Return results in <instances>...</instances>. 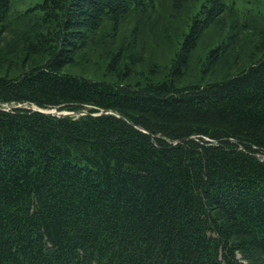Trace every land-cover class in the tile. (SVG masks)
<instances>
[{"label":"trees","instance_id":"obj_1","mask_svg":"<svg viewBox=\"0 0 264 264\" xmlns=\"http://www.w3.org/2000/svg\"><path fill=\"white\" fill-rule=\"evenodd\" d=\"M161 1L42 0L12 18L0 0V42L33 18L18 71L0 74V264H264V49L179 84L226 0L188 17L160 79L121 82L122 44L107 67L120 82L65 71ZM231 44L208 50V75Z\"/></svg>","mask_w":264,"mask_h":264},{"label":"rangeland","instance_id":"obj_2","mask_svg":"<svg viewBox=\"0 0 264 264\" xmlns=\"http://www.w3.org/2000/svg\"><path fill=\"white\" fill-rule=\"evenodd\" d=\"M41 1L15 0L12 7L14 15L11 17L15 18L17 13ZM203 1L162 0L157 10L148 11L147 14L131 15L123 22L117 33H114L110 26L102 28L93 36L86 51L79 53L76 65L66 68L65 71L83 73L97 79L105 77L120 82L118 75L107 70V67L110 50H118L123 45L121 51L125 58L123 56L120 65L130 64L132 72L127 78L122 74L121 82H135L144 80L148 76L154 79L162 78L165 67L170 64V59L175 53L176 43L182 39L179 35L186 20L199 9ZM226 1L227 11L204 33L192 56L189 72L179 79V84L221 79L235 72L231 69L236 63L248 64L259 48L260 51L264 49V0ZM23 16L19 23L23 27L16 28L18 23H13L0 42V63L3 64L0 67V74H4L7 68L10 69L11 74L18 71L13 60L18 56L21 58L18 51L28 44V38L31 37V34L26 35L22 28L26 29L25 23L33 20L28 15ZM222 41H232V44L221 61L212 68L213 72L208 75L210 61L206 53ZM111 44L119 46L113 48ZM205 59L207 62H204Z\"/></svg>","mask_w":264,"mask_h":264},{"label":"water","instance_id":"obj_3","mask_svg":"<svg viewBox=\"0 0 264 264\" xmlns=\"http://www.w3.org/2000/svg\"><path fill=\"white\" fill-rule=\"evenodd\" d=\"M21 106V105H20ZM24 106H27L33 110H37V111H41V112H44V113H49V114H54V115H58V116H64V115H82V114H88V111L86 110H79V111H76V112H71V111H59L57 109H42V108H39L37 106H35L34 104L28 102V103H25ZM9 108H12V106H9ZM108 112H111V113H115L114 111H101L100 113L98 114H103V113H108ZM97 115V114H96Z\"/></svg>","mask_w":264,"mask_h":264},{"label":"bare ground","instance_id":"obj_4","mask_svg":"<svg viewBox=\"0 0 264 264\" xmlns=\"http://www.w3.org/2000/svg\"><path fill=\"white\" fill-rule=\"evenodd\" d=\"M214 83V82H213Z\"/></svg>","mask_w":264,"mask_h":264}]
</instances>
